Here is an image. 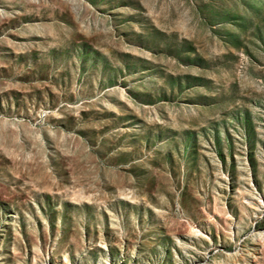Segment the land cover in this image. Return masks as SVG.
I'll list each match as a JSON object with an SVG mask.
<instances>
[{
  "label": "rangeland",
  "instance_id": "374dc122",
  "mask_svg": "<svg viewBox=\"0 0 264 264\" xmlns=\"http://www.w3.org/2000/svg\"><path fill=\"white\" fill-rule=\"evenodd\" d=\"M0 264H264V0H0Z\"/></svg>",
  "mask_w": 264,
  "mask_h": 264
}]
</instances>
